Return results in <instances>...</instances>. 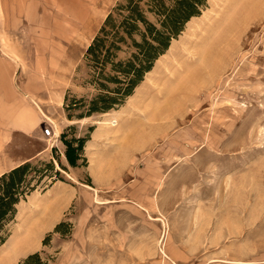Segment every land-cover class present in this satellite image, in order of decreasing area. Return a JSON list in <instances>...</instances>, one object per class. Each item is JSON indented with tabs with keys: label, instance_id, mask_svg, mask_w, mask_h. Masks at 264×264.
<instances>
[{
	"label": "rangeland",
	"instance_id": "374dc122",
	"mask_svg": "<svg viewBox=\"0 0 264 264\" xmlns=\"http://www.w3.org/2000/svg\"><path fill=\"white\" fill-rule=\"evenodd\" d=\"M118 2L28 0L24 19L0 25V49L11 55L0 52V172L29 162L43 174L56 161L76 181L55 165L53 176L37 185L42 194L56 179L75 198L59 231L56 224L45 233L34 253L42 264H264V0L243 4L220 42L210 40L206 59L188 61L177 47L203 40L194 24L208 15L199 24L208 32L206 23L224 13L226 0H207L202 17L172 42L177 53L155 63L132 99L106 115L78 119L84 108L66 111L58 98L95 94L84 55ZM20 118L37 121V129L16 131ZM105 121L113 132L102 136L103 129L88 152L108 163L109 181L96 186L89 171L100 175L103 169L94 163L88 169L87 158L70 167L59 151L60 136H91L90 127L99 130ZM60 122L69 126L60 131ZM46 127L51 138L43 135ZM25 199L1 234H22L33 246L56 206L42 204L30 213Z\"/></svg>",
	"mask_w": 264,
	"mask_h": 264
},
{
	"label": "trees",
	"instance_id": "16d2710c",
	"mask_svg": "<svg viewBox=\"0 0 264 264\" xmlns=\"http://www.w3.org/2000/svg\"><path fill=\"white\" fill-rule=\"evenodd\" d=\"M206 2L120 0L105 17L84 55L89 74L87 83L94 88L95 94L88 100L65 97L66 111L84 108L77 115L78 119H83L123 106L160 56L166 53L172 41L184 31L188 22L201 15ZM93 130L90 127V133ZM60 139L68 165L72 168L83 166L86 163L84 147L90 136L68 138L64 131ZM54 166L53 163H47L43 174H37L40 170L26 162L0 175V246L8 237L1 234L4 225L14 218L20 200L36 190L42 179L51 178ZM30 171L36 176L32 177ZM56 181L52 179L44 185L43 190ZM61 225L58 223L54 231H59ZM33 260L42 264L38 253L29 254L22 264H30Z\"/></svg>",
	"mask_w": 264,
	"mask_h": 264
},
{
	"label": "crops",
	"instance_id": "0c3cea01",
	"mask_svg": "<svg viewBox=\"0 0 264 264\" xmlns=\"http://www.w3.org/2000/svg\"><path fill=\"white\" fill-rule=\"evenodd\" d=\"M26 1H28V0H0V10H1L0 11V25L14 24V22L12 20L17 19V17L24 19L25 18V5H24V3ZM0 52L4 55V57L5 56L9 57V58L11 57V55L6 53V49L1 48ZM3 55L0 54V56H3ZM63 100H64L63 95L58 98V102L61 101L60 104L63 103ZM46 117H48V116H46ZM122 120H124V119L119 120V124H121L119 127L120 132H122V130L124 129V126L122 124L123 123ZM18 122L19 123H17L16 125L19 128H17L16 131H19V132L33 131V130L37 129V127H38L37 121L30 124L27 121H25L23 118H20V119H18ZM58 125H59L60 131H62L63 129H65L66 127L69 126V124L63 123V122L62 123L60 122V124H58ZM97 132H98V129L96 127V128H94V130L91 133L90 140L87 141L86 146L84 147V157L87 158L88 169L91 168V166H93L92 165L93 163H94V166L98 165L96 163V160H97V158H99V155H101V154L96 155L97 158H90L89 154H88V152L90 153L91 150L93 149V146L95 144L96 145L98 144V139L95 138V134ZM112 132H113L112 129H104L102 131V133H103L102 136L107 135L108 133H112ZM91 145H93V146L89 147ZM56 146L58 147V145H56ZM47 151H48V148L43 149L40 154H42L43 152H47ZM59 151H60L62 157L65 159L64 154H63V152H64V145L63 144H61ZM95 154L93 153V155H95ZM37 156H39V154L33 155L30 159H34ZM101 156H103V158L100 160L101 165L99 166V167H101V169H103V171L101 170V174L97 175L98 174L97 173L94 175L92 171L91 172L89 171V176L92 179V183L96 186H98L99 184L100 185L105 184L109 181L108 163L104 162L105 156L104 155H101ZM90 161H91V163H90ZM16 166H18V165H14V166L10 167L8 170H11L12 168H14ZM5 172L6 171L0 172V175L5 173ZM53 189L54 190L59 189V192H53L54 191ZM37 193H38V190L36 189L27 196V199H30V200H28V203H26V204H28L27 207L29 208L30 213H32V212L38 213V211H39L38 208L42 204H54L56 206V210H55L56 213H55L54 217L50 221L45 220L46 225L44 226V228L42 230H40L36 244H34L33 246H31V245L29 246V244L25 245L26 243L24 244L21 241L23 238L22 234L15 235L14 232H12V234H10V236L6 239L4 244L2 246H0V250H1V248H3L9 242V240H13L9 244L8 248H3L0 251V264H18L21 259H24L29 254L36 252L39 249V243H40L42 236L45 233L52 230V228L60 222V220L62 218V214L64 213L65 209L68 206L67 203H70L75 198V192L73 190L66 189L64 187L63 183L59 182V181L53 182L49 187H47L42 192V194L36 195ZM50 193H52V195H50ZM38 196H39V198H37ZM36 200H37V203H34ZM36 204H37V206H35ZM41 215H43V214L41 213ZM38 216L39 215H36L33 219L38 220L39 219ZM18 226H20V225H18ZM24 234H25V232H24ZM19 237H21V238H19ZM5 249H7V250H5Z\"/></svg>",
	"mask_w": 264,
	"mask_h": 264
},
{
	"label": "bare ground",
	"instance_id": "6f19581e",
	"mask_svg": "<svg viewBox=\"0 0 264 264\" xmlns=\"http://www.w3.org/2000/svg\"><path fill=\"white\" fill-rule=\"evenodd\" d=\"M248 0H226V2H225V9H224V13H223V16L222 17H220V15L218 14V17L216 18V20H214L216 23H211V22H207L206 23V21H205V23L207 24L206 26H210V28H207L206 26V28L207 29H209V31L207 32L206 30H204V28H202L201 29V27H202V25L200 26L199 24H201L203 21H202V19L205 17V15L203 16V18L202 19H199V18H201L202 17V15L201 16H198V17H193L192 19H199L200 21L198 22L197 21V23H195L194 24V28L196 29H194V28H191V29H194L195 31L194 32H197V33H195V34H200L202 37H200L201 39H203L202 41H199L198 42V40L197 39H195L194 41H196L197 40V42L198 43H192L191 45H185V44H183L182 46H178L177 48H179V49H177V51H178V56H180V57H184V56H186L187 57V59H188V61H189V59L190 60H192V59H194V58H196L195 56H200V58H202L203 60L204 59H206V55H207V53L209 52V50H211V48L213 47V45L214 44H210V40L214 37V36H217L218 37V39L216 40V45H217V42H220V32H222V33H225V31L226 32H228V31H230V29L228 28L227 29V27H228V25H229V22L232 20V19H235L236 18V16H237V13L239 12V13H241V11L243 10V8H242V5L243 4H245L246 2H247ZM254 3V0H249V5H248V8H249V6L250 5H252V4H250V3ZM245 6V5H244ZM241 7V8H240ZM250 8H251V6H250ZM1 11V10H0ZM202 12H204V11H202ZM244 13V12H243ZM246 13V12H245ZM250 14V11L247 13V15L246 16H248ZM208 16V15H207ZM207 16L205 17L206 19H207ZM214 18V17H213ZM191 19V20H192ZM215 19V18H214ZM190 20V21H191ZM204 20V19H203ZM213 20V19H212ZM189 21V22H190ZM207 21H208V19H207ZM188 22V23H189ZM211 23V24H210ZM203 25H204V23H203ZM193 26V25H192ZM198 29H200L199 31L200 32H198L197 30ZM183 33V32H182ZM199 36V35H198ZM211 36V37H210ZM173 41H176V40H173ZM172 41V42H173ZM172 43H171V45H170V47L168 48V50L166 51V53L165 54H163L162 56H160V58L161 57H164L166 54H167V52H169V51H171V54L173 55L175 52H176V48H174V49H172ZM212 46V47H211ZM172 49V50H171ZM177 53V52H176ZM170 54V55H171ZM16 56V55H15ZM176 56V55H175ZM177 57V56H176ZM18 58V57H17ZM160 58L157 60V61H159L160 60ZM178 58V57H177ZM177 58H173V60H176ZM169 59H170V56H169ZM168 59V60H169ZM171 60V59H170ZM156 61V62H157ZM205 62V61H204ZM16 63V62H15ZM154 68V67H153ZM153 68H152V70H153ZM152 70L150 71V72H148L147 73V75L149 74V73H151L152 72ZM178 70H180L181 71V69H178ZM168 79H169V77H168ZM171 79H173V77H170V80ZM143 83V82H142ZM141 86V85H140ZM172 88L173 87H170V90L169 91H171L172 90ZM137 90V89H136ZM134 96V94L132 95V96H130L128 99L130 100V99H132V97ZM39 108V107H38ZM39 111L42 113V111L40 110V108H39ZM160 111H161V109H160ZM107 113V112H106ZM43 114V113H42ZM44 115V114H43ZM103 115H106V114H103ZM45 116V115H44ZM45 118L49 121V122H51V120H52V118H48V117H46L45 116ZM53 122V121H52ZM108 121H105V122H103V123H101V125H100V128H99V130H98V132L95 134V138H97V139H99V137H100V132L103 130V129H105V128H108L107 127V125H108ZM51 146V145H50ZM51 147H53V145L51 146ZM103 158V156L101 157L100 156V158H97V160H96V163L98 164V166H100V160ZM55 165H56V169L57 170H59V171H61L62 173H64L69 179H71L72 181H74V182H76L75 180H74V178L70 175V174H68V173H66L64 170H62V169H60L59 168V166H58V164H57V162L55 161ZM93 165V164H92ZM92 169H94V166H92ZM85 187H88V188H90V189H92L93 191H94V193L96 194V197L94 198L95 199V202L96 203H104L103 201H100L99 200V198H98V196H97V190L96 189H94V188H92V187H90V186H88V185H84ZM36 195H38V193L36 194ZM41 197V196H40ZM35 198V197H34ZM37 198H39V196L37 197ZM32 199V198H31ZM34 200V199H33ZM40 200V199H39ZM25 203H26V201H25ZM34 203H37V200L34 202ZM32 204V203H31ZM28 206V205H27ZM35 206H37V204L35 205ZM35 208V207H34ZM18 238V237H17ZM40 239V238H39ZM4 244V243H3ZM2 244V245H3ZM1 245V246H2ZM17 246V245H16ZM11 248V247H10ZM5 250H7V249H5ZM16 250V249H15ZM29 250V249H28ZM17 251V250H16Z\"/></svg>",
	"mask_w": 264,
	"mask_h": 264
},
{
	"label": "built area",
	"instance_id": "2783aa9c",
	"mask_svg": "<svg viewBox=\"0 0 264 264\" xmlns=\"http://www.w3.org/2000/svg\"><path fill=\"white\" fill-rule=\"evenodd\" d=\"M52 134H53V132H52V128H51V127H46V128L44 129V131H43V135H44L45 137H49V138H51V137H52Z\"/></svg>",
	"mask_w": 264,
	"mask_h": 264
}]
</instances>
